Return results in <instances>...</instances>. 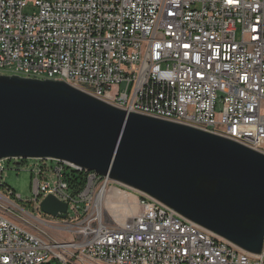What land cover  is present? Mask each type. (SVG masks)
<instances>
[{
    "label": "built area",
    "instance_id": "2783aa9c",
    "mask_svg": "<svg viewBox=\"0 0 264 264\" xmlns=\"http://www.w3.org/2000/svg\"><path fill=\"white\" fill-rule=\"evenodd\" d=\"M0 74L63 81L264 154V0H0ZM31 160V212L0 161V264H264V246L247 253L147 195ZM109 188L135 199L111 211ZM48 196L63 219L41 211Z\"/></svg>",
    "mask_w": 264,
    "mask_h": 264
},
{
    "label": "water",
    "instance_id": "95a60500",
    "mask_svg": "<svg viewBox=\"0 0 264 264\" xmlns=\"http://www.w3.org/2000/svg\"><path fill=\"white\" fill-rule=\"evenodd\" d=\"M65 161L147 195L237 248L264 246V154L129 113L63 81L0 74V161ZM41 211L63 219L52 196Z\"/></svg>",
    "mask_w": 264,
    "mask_h": 264
},
{
    "label": "rangeland",
    "instance_id": "374dc122",
    "mask_svg": "<svg viewBox=\"0 0 264 264\" xmlns=\"http://www.w3.org/2000/svg\"><path fill=\"white\" fill-rule=\"evenodd\" d=\"M32 9H26L24 12H32ZM220 108L218 107L216 111ZM33 160L27 159L26 161H17L11 159L4 162L3 182L14 191L15 195H18L23 202L17 201L18 205L25 207L27 211H32V207L24 201H28L32 197V183L33 180L27 171V166L31 165ZM114 186V185H113ZM129 198L134 200L135 197L130 195ZM49 219V217H46ZM50 264H57L52 262Z\"/></svg>",
    "mask_w": 264,
    "mask_h": 264
},
{
    "label": "trees",
    "instance_id": "16d2710c",
    "mask_svg": "<svg viewBox=\"0 0 264 264\" xmlns=\"http://www.w3.org/2000/svg\"><path fill=\"white\" fill-rule=\"evenodd\" d=\"M67 181L70 183V186L75 193L80 192L85 184V172L74 170L70 177L67 178Z\"/></svg>",
    "mask_w": 264,
    "mask_h": 264
},
{
    "label": "bare ground",
    "instance_id": "6f19581e",
    "mask_svg": "<svg viewBox=\"0 0 264 264\" xmlns=\"http://www.w3.org/2000/svg\"><path fill=\"white\" fill-rule=\"evenodd\" d=\"M107 190V189H106ZM106 194H112L106 201H107V205H109L108 207H111V211L113 209L114 206H116V202L113 201V198H117L120 199V202L122 203V200L127 201L130 200L129 199V195L127 194H120L118 191H116L114 188H109L106 192ZM100 194H103V190ZM135 211V207L130 210V212Z\"/></svg>",
    "mask_w": 264,
    "mask_h": 264
}]
</instances>
